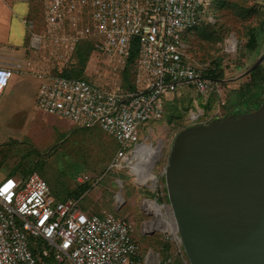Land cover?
Wrapping results in <instances>:
<instances>
[{
	"label": "built area",
	"instance_id": "2783aa9c",
	"mask_svg": "<svg viewBox=\"0 0 264 264\" xmlns=\"http://www.w3.org/2000/svg\"><path fill=\"white\" fill-rule=\"evenodd\" d=\"M19 1L40 3L45 28L35 34L33 22L24 21L30 33L26 64H0V99L14 73L39 80L35 110L78 127H99L117 144L112 165H127L147 145L139 142V124L160 119L164 101L179 87L193 85L218 98L216 109L193 125L210 123L225 106L221 83L205 75L215 68L195 67L181 37L204 21L213 0ZM78 202L56 198L36 172L1 180L0 264L174 263L172 255L161 259L152 250L143 257L129 220L85 214ZM161 231L182 259L174 230Z\"/></svg>",
	"mask_w": 264,
	"mask_h": 264
},
{
	"label": "rangeland",
	"instance_id": "374dc122",
	"mask_svg": "<svg viewBox=\"0 0 264 264\" xmlns=\"http://www.w3.org/2000/svg\"><path fill=\"white\" fill-rule=\"evenodd\" d=\"M24 7L32 12L28 18L34 25L31 32L42 33L45 24L40 3L18 4L16 9ZM263 16L264 0H225L223 5L213 0L203 23L181 36L195 67L222 72L221 96L226 104L215 115V120L226 115L237 116L243 111L229 99L247 82L245 72L264 54V25L260 27ZM15 19V16L0 18V40L9 30L12 34L19 33ZM29 36V31L24 30L22 46H27ZM233 37L236 40L234 51L229 48ZM250 39L255 40V48L247 46ZM14 59L24 68L26 49L23 56L16 55ZM39 85L40 81L28 74L14 73L0 99V181L6 177L22 179L30 171L36 172L56 197L65 193L77 197L90 187L78 199L79 210L95 215L109 212L115 218L129 220L134 226L132 238L143 257L152 250L163 259L169 250L173 264H189L185 255L182 259L174 255L173 245L168 244L167 248L161 231L164 227L158 220L155 226H149L155 221L156 209L162 212L163 220L169 221L164 169L174 137L184 128L203 122L206 115L216 109L217 96L201 94L193 85L181 86L173 97L164 101L160 119L139 124V142L161 150L157 162L141 178L132 175L127 165H112L116 142L99 127H78L36 111L34 102ZM193 114L203 115L191 120ZM83 175L89 180L78 183L76 178ZM139 180L144 185H140ZM151 184L153 187H149Z\"/></svg>",
	"mask_w": 264,
	"mask_h": 264
},
{
	"label": "water",
	"instance_id": "95a60500",
	"mask_svg": "<svg viewBox=\"0 0 264 264\" xmlns=\"http://www.w3.org/2000/svg\"><path fill=\"white\" fill-rule=\"evenodd\" d=\"M164 175L189 264H264V107L181 130Z\"/></svg>",
	"mask_w": 264,
	"mask_h": 264
},
{
	"label": "trees",
	"instance_id": "16d2710c",
	"mask_svg": "<svg viewBox=\"0 0 264 264\" xmlns=\"http://www.w3.org/2000/svg\"><path fill=\"white\" fill-rule=\"evenodd\" d=\"M218 1L221 3V5L225 3V0H218ZM262 25H264V16L260 22V27ZM197 27L198 25L193 27L191 31L196 29ZM253 32H252V35H253ZM255 45H256L255 40L253 39H250L249 42H247V46L249 47L255 48ZM133 51H134V48H133ZM132 55H133V52H132ZM132 55H131V58H132ZM205 75L207 78L219 81L221 85L223 86L224 81L222 78L223 75L221 71H217V69H215L214 71H206ZM245 78L247 82L239 86L238 90H236L233 93V97L229 99L231 100L233 104H236L243 110L241 114L252 112V111H258L264 107V60L256 68H254L249 73H247L245 75ZM227 116L228 115L224 117H227ZM31 172L32 171H30L29 173ZM88 189H90V187L83 190L82 194L86 192ZM82 194L80 193L77 197H69V198L79 199V197H81L80 195ZM168 247L169 245L167 244V248ZM168 255H169V250L166 256Z\"/></svg>",
	"mask_w": 264,
	"mask_h": 264
},
{
	"label": "crops",
	"instance_id": "0c3cea01",
	"mask_svg": "<svg viewBox=\"0 0 264 264\" xmlns=\"http://www.w3.org/2000/svg\"><path fill=\"white\" fill-rule=\"evenodd\" d=\"M23 3L24 2H21L19 0H0V18L8 17V16H15L16 19L14 21H16V26L19 29V33H16V34H12V32L9 30L6 36H4L2 40H0V64H9L11 59H14L16 55H20V56L24 55L25 49L27 47V46L21 45L23 41V31L25 30L27 32V28L25 26L24 21L30 17L32 12H31V9L28 7L27 8L24 7L21 10L16 9L18 4H22L26 6V3L25 4ZM19 14H22L24 17L20 18L18 16ZM6 44H9V45H6ZM147 145L148 147L152 148L150 144H147ZM87 191H89V189ZM56 198L64 200V199L69 198V194L65 193L64 196L56 197ZM155 253H158V252L156 251Z\"/></svg>",
	"mask_w": 264,
	"mask_h": 264
},
{
	"label": "bare ground",
	"instance_id": "6f19581e",
	"mask_svg": "<svg viewBox=\"0 0 264 264\" xmlns=\"http://www.w3.org/2000/svg\"><path fill=\"white\" fill-rule=\"evenodd\" d=\"M234 42L229 43V48L230 50H235V45H236V40L233 37ZM161 145V144H160ZM162 146V145H161ZM160 148L159 147H152L148 149V146L145 145L139 150L138 152L135 153V155L130 159V161L127 163V166L130 168V172L134 176H139L141 178H144L143 176L148 172L150 167L157 162V160L160 157ZM134 162V163H133ZM140 185H144V183L141 182V180L138 181ZM149 187H153V184L149 185ZM118 195V194H117ZM116 195V196H117ZM152 208V207H151ZM153 209V208H152ZM166 216L169 218V221L163 220L162 219V212H158V210H154L155 213V221L153 222L152 225L149 227L155 226L156 221L158 220L159 223H161L164 227V229H173L175 230V222L172 217V212L170 209V206L168 204L166 208Z\"/></svg>",
	"mask_w": 264,
	"mask_h": 264
}]
</instances>
